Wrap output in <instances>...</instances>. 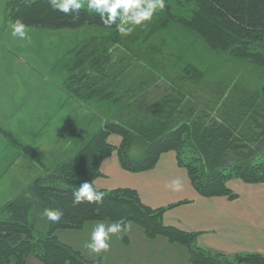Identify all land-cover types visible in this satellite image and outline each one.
<instances>
[{
	"label": "trees",
	"instance_id": "1",
	"mask_svg": "<svg viewBox=\"0 0 264 264\" xmlns=\"http://www.w3.org/2000/svg\"><path fill=\"white\" fill-rule=\"evenodd\" d=\"M183 1L196 7L190 20H179L184 27L199 33L210 48L229 49L235 59L264 67V0ZM8 9L13 22L20 19L25 25L107 28L76 48L65 88L82 104H108L99 130L73 153L40 157L22 147L41 175L0 210V264H27L29 256L42 264H101L99 258L86 259L62 243L57 231L120 220L140 226L149 238L164 236L188 247V264H264L259 253L227 257L198 248L194 233L166 225V208L146 206L134 189H98L104 193L99 205H77L72 196L84 182L94 185L102 161L114 152L124 170L140 173L154 168L163 153L174 151L195 190L207 198H236L228 187L232 179L264 183V85L252 87L232 76L211 80L195 65L166 60L162 44L140 50L136 42L153 38L170 16L160 19L155 14L145 26L121 36L96 13L81 9L78 15L64 14L48 0H13ZM211 30L218 40L212 39ZM159 84L166 85L165 93L153 98L149 93ZM201 84L199 92L211 94L206 101L187 88ZM111 136L120 137L118 145ZM46 207L64 213L59 222L42 216Z\"/></svg>",
	"mask_w": 264,
	"mask_h": 264
},
{
	"label": "rangeland",
	"instance_id": "2",
	"mask_svg": "<svg viewBox=\"0 0 264 264\" xmlns=\"http://www.w3.org/2000/svg\"><path fill=\"white\" fill-rule=\"evenodd\" d=\"M12 1L0 0V209L16 198L12 195L13 187H25L41 172L35 166L34 171L31 166L19 164L24 154L21 142L36 151L47 144L56 146L59 151L70 140L67 153H73L78 145L99 130L108 104H82L71 98L65 88L68 66L76 48L93 36L107 33L108 29L95 25L79 28L27 25L31 42L14 38L10 28L14 22L8 15ZM165 2V9L156 14L160 19L170 16L168 24L153 38L137 41L136 46L140 50L147 51L162 44L166 60H181L195 65L205 71L206 77L211 80L232 76L252 87L264 85L263 66L235 59L229 49L210 48L199 33L179 22L180 19L190 20L195 15L194 5L183 0ZM210 36L214 41L218 40L217 33L212 31ZM202 86L195 89V86L189 85L187 88L206 101L211 94L199 92ZM165 88L166 85L159 84L149 95L159 97L165 93ZM58 151L55 150L52 156L56 157L60 153ZM90 223L77 230L59 229V240L80 251L86 259L99 258L101 264H120L118 247L125 245L126 235L131 230L112 236L109 251L97 255L84 247L90 241L93 230L88 226ZM178 247L186 252L184 264H188L190 255L186 258L190 250L180 244ZM174 264H183L182 255Z\"/></svg>",
	"mask_w": 264,
	"mask_h": 264
},
{
	"label": "crops",
	"instance_id": "3",
	"mask_svg": "<svg viewBox=\"0 0 264 264\" xmlns=\"http://www.w3.org/2000/svg\"><path fill=\"white\" fill-rule=\"evenodd\" d=\"M110 140L112 144L118 145L120 137L111 136ZM21 144V148L26 147L40 157H50L55 150L58 151L56 146L49 144L37 151L28 144ZM70 145L68 140L58 152L68 151ZM24 154L23 161L19 164L31 166L35 171L37 167L34 168L35 165ZM100 170L101 175L94 181L97 189L136 190L146 206L166 208L163 215L166 225L194 233V243L198 248L227 257L245 253H259L264 256V183L249 184L240 179H232L228 181V187L238 194L236 198L203 197L193 187L186 169L178 164L174 151L163 153L154 168L140 173L124 170L117 153L114 152L102 161ZM40 175L41 172L21 189L13 187L12 195H20ZM173 180L181 182L180 191H172L167 187ZM90 222L88 226L91 229L98 223L110 224L106 221ZM128 230L131 232L126 235L125 245L118 247L117 259L120 264H174L178 263L180 255L184 264L186 252L178 247L179 243L164 236L149 238L144 230L134 223L128 224ZM188 255L190 254H187L186 259ZM27 264L42 263L32 256L27 259Z\"/></svg>",
	"mask_w": 264,
	"mask_h": 264
},
{
	"label": "clouds",
	"instance_id": "4",
	"mask_svg": "<svg viewBox=\"0 0 264 264\" xmlns=\"http://www.w3.org/2000/svg\"><path fill=\"white\" fill-rule=\"evenodd\" d=\"M51 8L64 14H79L81 9L89 13L99 15L101 23L108 28L115 25L116 31L121 36L130 35L137 26L143 27L152 21L158 11H163L166 7L165 0H48ZM11 35L31 42L29 27L17 19L10 24ZM167 187L172 191H180L181 182L173 180ZM73 203L83 202L103 203L104 193L99 191L91 182H84L72 193ZM64 213L59 209L45 208L42 216L47 220L56 223L59 222ZM128 225L123 220L105 224L98 223L94 226L90 241L85 243L84 247L91 253H107L110 249L112 236L123 234L127 231ZM119 238V237H118Z\"/></svg>",
	"mask_w": 264,
	"mask_h": 264
}]
</instances>
